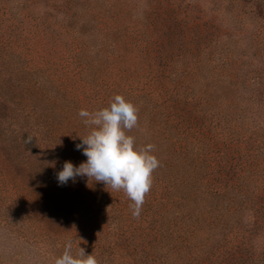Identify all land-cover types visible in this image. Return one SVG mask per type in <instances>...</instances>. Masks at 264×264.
Returning <instances> with one entry per match:
<instances>
[{"label": "trees", "instance_id": "obj_1", "mask_svg": "<svg viewBox=\"0 0 264 264\" xmlns=\"http://www.w3.org/2000/svg\"><path fill=\"white\" fill-rule=\"evenodd\" d=\"M118 94L160 161L139 216L57 180ZM0 225L49 264H264V0H0Z\"/></svg>", "mask_w": 264, "mask_h": 264}, {"label": "clouds", "instance_id": "obj_2", "mask_svg": "<svg viewBox=\"0 0 264 264\" xmlns=\"http://www.w3.org/2000/svg\"><path fill=\"white\" fill-rule=\"evenodd\" d=\"M138 108L122 95H115L108 107L90 112L81 109L79 116L92 130L81 138L75 147L82 150L86 162L75 166L66 161L57 174L60 185L77 176L103 182L107 188L123 190L133 202V216H139L145 196L152 186V173L160 161L153 154L154 145L137 147L134 136L127 132L138 127ZM73 243L65 244L63 254L56 258L55 264H98L93 254H86L84 249L73 253Z\"/></svg>", "mask_w": 264, "mask_h": 264}, {"label": "rangeland", "instance_id": "obj_3", "mask_svg": "<svg viewBox=\"0 0 264 264\" xmlns=\"http://www.w3.org/2000/svg\"><path fill=\"white\" fill-rule=\"evenodd\" d=\"M86 137L87 135L84 134ZM10 251H19L22 253V264H49L47 259L39 256L37 248L34 245L19 239L8 229L0 225V253L9 254Z\"/></svg>", "mask_w": 264, "mask_h": 264}]
</instances>
